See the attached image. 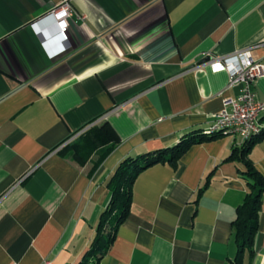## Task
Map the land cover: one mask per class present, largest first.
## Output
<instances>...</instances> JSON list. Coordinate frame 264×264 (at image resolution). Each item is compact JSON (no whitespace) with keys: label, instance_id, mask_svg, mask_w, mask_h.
I'll use <instances>...</instances> for the list:
<instances>
[{"label":"crops","instance_id":"crops-1","mask_svg":"<svg viewBox=\"0 0 264 264\" xmlns=\"http://www.w3.org/2000/svg\"><path fill=\"white\" fill-rule=\"evenodd\" d=\"M62 1L0 0V264H79L118 163L212 125L229 75L210 61L253 47L264 64V0H67L66 38L49 15ZM253 91L264 101V76ZM94 119L121 138L95 170L97 153L84 166L59 153ZM240 145L226 133L176 171L141 172L99 264H232L246 186L225 159ZM250 155L264 175V139ZM255 249L244 264H264V203Z\"/></svg>","mask_w":264,"mask_h":264},{"label":"trees","instance_id":"trees-1","mask_svg":"<svg viewBox=\"0 0 264 264\" xmlns=\"http://www.w3.org/2000/svg\"><path fill=\"white\" fill-rule=\"evenodd\" d=\"M261 122L264 124V116ZM86 126L89 128L77 139L67 143L59 153L80 166H84L92 155L97 153L98 156L93 165L95 170L116 148L121 138L110 122H97V119H94ZM222 135V133L207 135L204 131H194L182 136L172 146L121 160L106 183L110 196L100 215L89 250L79 264H99L111 249L118 228L130 214L134 182L141 172L156 164L168 165L176 171L180 159L193 145ZM263 139L264 126L251 139L245 140L240 146L233 147L225 159L237 164L239 175L246 186L244 200L237 207L236 216L232 221V238L237 248L232 264H244L246 256L251 260L256 254L255 238L259 230V219L264 203V175L256 167L250 154L253 147ZM213 172L214 170L206 176L198 190V195H201L209 186Z\"/></svg>","mask_w":264,"mask_h":264},{"label":"built area","instance_id":"built-area-1","mask_svg":"<svg viewBox=\"0 0 264 264\" xmlns=\"http://www.w3.org/2000/svg\"><path fill=\"white\" fill-rule=\"evenodd\" d=\"M49 15L54 19L59 33L66 38L73 15L70 1L64 0L52 7ZM261 46L264 48V43ZM210 64L215 71L227 72L229 81L220 91L223 107L214 115V121L208 128L226 126L229 135L236 136L242 144L248 139L249 131L264 125L257 119V112L264 101L259 100L253 91L255 81L264 76V64L253 56V47L239 49L226 57L214 58ZM238 85H241V93L237 97L224 95L227 90ZM41 264L51 262L46 259Z\"/></svg>","mask_w":264,"mask_h":264},{"label":"bare ground","instance_id":"bare-ground-1","mask_svg":"<svg viewBox=\"0 0 264 264\" xmlns=\"http://www.w3.org/2000/svg\"><path fill=\"white\" fill-rule=\"evenodd\" d=\"M264 114V105L261 106L257 112V119L258 121H260V117L261 115ZM262 128V125L258 126L257 128H254L253 130L249 131L248 133V139L259 133L260 130ZM205 134L209 135V134H215V133H222V134H228L229 133V128L226 126H217V127H213V128H207L205 131ZM247 139V140H248Z\"/></svg>","mask_w":264,"mask_h":264}]
</instances>
